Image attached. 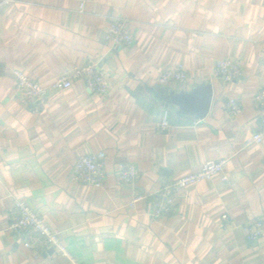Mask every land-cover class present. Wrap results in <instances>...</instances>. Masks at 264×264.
Here are the masks:
<instances>
[{
	"label": "crops",
	"instance_id": "1",
	"mask_svg": "<svg viewBox=\"0 0 264 264\" xmlns=\"http://www.w3.org/2000/svg\"><path fill=\"white\" fill-rule=\"evenodd\" d=\"M133 32L129 45L108 38L112 16ZM245 74L227 82L218 58ZM98 61L106 93L76 78L52 89L38 112L15 95L13 70L49 83ZM185 64V81L162 83L164 69ZM210 85L203 118L171 98ZM264 85V0H13L0 5V264H73L52 247L26 246L10 229L15 198L31 203L79 264H264V141L252 134L264 115L254 93ZM239 99L235 115L226 106ZM168 110L169 125H159ZM106 151L103 186L75 181L79 157ZM227 157L223 173L184 187L173 212L153 216L151 193L167 177ZM135 165L122 180L117 164ZM136 194L145 197L132 202ZM228 213L224 218L223 213Z\"/></svg>",
	"mask_w": 264,
	"mask_h": 264
},
{
	"label": "built area",
	"instance_id": "2",
	"mask_svg": "<svg viewBox=\"0 0 264 264\" xmlns=\"http://www.w3.org/2000/svg\"><path fill=\"white\" fill-rule=\"evenodd\" d=\"M13 0H0V5ZM108 38L113 46L129 45L134 40L133 32L127 26L125 19L120 16H112L108 29ZM214 72L232 82L241 79L245 70L243 64L232 57H223L216 60ZM15 77V95L18 100L29 106L34 112L40 111L48 102V95L52 89H66L73 85L76 78L85 81L87 88L94 93H106L109 89V78L101 64L96 60H89L82 65L75 66L69 71L57 74L49 83L42 82L30 77L20 68L13 70ZM188 71L185 64L179 62L164 69L159 76V81H185ZM255 105L264 109V85L254 93ZM227 109L232 114H239L242 111V103L239 99L230 97L226 102ZM169 111L166 109L160 122L162 129L169 125ZM252 140L255 142L264 141V115L261 116L259 128L253 132ZM106 151L98 149L79 157L71 171V178L75 181L89 183L95 186H103L106 178L105 167ZM228 163L227 157L210 158L203 162L202 166L190 173L178 177H167L160 187L154 190L152 195L153 216L159 217L174 211L179 200L181 190L187 185L199 182L204 179H211L218 173H223L226 179L225 169ZM117 169L123 181L132 183L137 177V169L134 164L128 161H121ZM145 197L144 194H136L132 202ZM224 218L228 213H223ZM9 229L20 238L28 247L38 249L54 248L59 253L69 257L73 264H79L58 230L54 229L42 216V214L27 200L15 198L11 208V219ZM244 231L251 240L258 239L264 232V219L255 217L244 225Z\"/></svg>",
	"mask_w": 264,
	"mask_h": 264
},
{
	"label": "water",
	"instance_id": "3",
	"mask_svg": "<svg viewBox=\"0 0 264 264\" xmlns=\"http://www.w3.org/2000/svg\"><path fill=\"white\" fill-rule=\"evenodd\" d=\"M212 90L210 85H203L193 93H174L173 101L179 104L181 108L196 113V116L203 118L210 107Z\"/></svg>",
	"mask_w": 264,
	"mask_h": 264
}]
</instances>
